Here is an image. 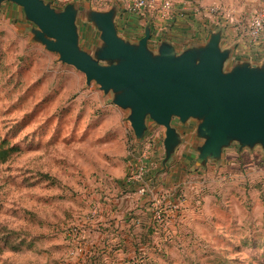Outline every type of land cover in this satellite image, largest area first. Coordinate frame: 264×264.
I'll return each instance as SVG.
<instances>
[{"label": "rangeland", "instance_id": "1", "mask_svg": "<svg viewBox=\"0 0 264 264\" xmlns=\"http://www.w3.org/2000/svg\"><path fill=\"white\" fill-rule=\"evenodd\" d=\"M49 1L57 9L68 2ZM77 2L81 10L117 6L119 23L143 34L148 16L129 12L126 0ZM173 3L208 20L201 10L223 11L208 14L209 29L245 30L262 9L261 0ZM2 9L0 145L17 149L0 162V264H264L260 147L233 143L219 163L194 168L195 121L174 120L184 140L155 174L163 131L150 123L137 142L110 92L33 41L21 6ZM77 25L91 49L98 32L80 17Z\"/></svg>", "mask_w": 264, "mask_h": 264}, {"label": "water", "instance_id": "2", "mask_svg": "<svg viewBox=\"0 0 264 264\" xmlns=\"http://www.w3.org/2000/svg\"><path fill=\"white\" fill-rule=\"evenodd\" d=\"M4 2L22 7L33 41L82 72L86 85L94 82L111 93L112 104L128 111L137 142L150 121L164 129L162 169L183 141L174 120L195 121L194 168L219 163L233 143L238 151L264 152V58L232 61L233 47L221 46L223 27L178 51L167 39L149 47V20L140 38L120 35L117 6L81 10L69 0L57 9L49 0H0V12ZM79 17L98 32L99 41L89 50L79 42Z\"/></svg>", "mask_w": 264, "mask_h": 264}, {"label": "crops", "instance_id": "3", "mask_svg": "<svg viewBox=\"0 0 264 264\" xmlns=\"http://www.w3.org/2000/svg\"><path fill=\"white\" fill-rule=\"evenodd\" d=\"M76 1H78V0H76ZM196 14H197L196 12L194 13L191 11V12H188V14H186L184 17L180 18V17H178V15H175L173 13L172 17L168 18L167 20L166 19L165 20H159V19H154L152 17H148L146 22L149 20V22L151 24V28H152L151 37L149 39V47L154 48L155 45L162 39L169 40L178 51H181L183 48H185L186 46H188L191 43H203L206 40V38L208 37L209 32L211 30H215V29H211V28L209 29V27L211 26L210 23L211 22L215 23V22L212 18H210V16H208V14H204V15H205V17H208L209 20L207 18H205V19L200 18L202 16V14H199V15L197 14L198 16H195ZM119 17H120V14L118 12L117 17H116V27H117L118 33L120 35L127 37V38H130L131 35H129V33H136L133 36V37H135V39H138L141 37L140 34L139 35L137 34L139 31V28L137 26H133L132 27L133 30L131 28H127V27H125L126 26L125 23H123V22L119 23V19H120ZM83 23L89 24V23L84 22V21H83ZM120 27L123 28L124 30L128 31L129 32L128 35L122 34L121 31H119ZM143 30H144V27H143L142 31ZM79 42H80V35H79ZM221 46L222 47H229V46L233 47L232 61L233 60L246 59V60H249L251 62H259L260 60H262V58H264V37H263V35L260 36L258 41L251 42V40L248 38V36L246 34V29L245 30H241V29L238 30L236 28L233 29V28H229V27L223 28L222 38H221ZM150 123L152 125H154V127H157L159 130L161 129L163 131V134H162V141H163L164 129L162 127L154 124L151 121L147 123V129L145 131V134H147L149 131L148 127H149ZM180 125H182V124H180ZM177 130L179 131L180 129L177 128ZM179 132L181 133V131H179ZM181 135H182V133H181ZM182 137H183V135H182ZM178 146H177V148H178ZM176 149H175V151H176ZM175 151H174V154H175ZM157 172L164 173V172H166V170H164V169H162V167H160L155 172V174Z\"/></svg>", "mask_w": 264, "mask_h": 264}, {"label": "built area", "instance_id": "4", "mask_svg": "<svg viewBox=\"0 0 264 264\" xmlns=\"http://www.w3.org/2000/svg\"><path fill=\"white\" fill-rule=\"evenodd\" d=\"M69 1V0H64ZM174 0H126V7L129 12L136 14V15H146L148 17H152L154 19L159 20H167L168 18L172 17V14L178 15V17H184L186 13L192 11L197 12L199 8L193 6L191 10H187L184 6L175 8ZM262 2V9L259 11H255L250 20L248 25L246 26V34L251 42H256L260 38L262 31H263V22H264V0ZM204 11L206 14L213 13L217 14L218 17L222 16L223 11L219 12L217 8L209 7L207 9L201 10ZM150 19V18H149ZM151 20V19H150ZM152 133L148 135L152 138L153 133H155V129L151 131ZM140 169H145L140 167ZM140 191H144V188L141 187Z\"/></svg>", "mask_w": 264, "mask_h": 264}, {"label": "trees", "instance_id": "5", "mask_svg": "<svg viewBox=\"0 0 264 264\" xmlns=\"http://www.w3.org/2000/svg\"><path fill=\"white\" fill-rule=\"evenodd\" d=\"M5 143L6 142H4V144ZM4 144L0 145V162L6 161L7 158L9 157L10 153L17 149L15 147H6V146H4ZM153 176H154V174L152 175V177Z\"/></svg>", "mask_w": 264, "mask_h": 264}]
</instances>
